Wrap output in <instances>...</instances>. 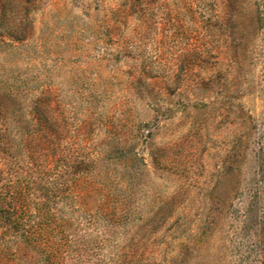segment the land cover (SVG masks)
<instances>
[{"label": "rangeland", "instance_id": "obj_1", "mask_svg": "<svg viewBox=\"0 0 264 264\" xmlns=\"http://www.w3.org/2000/svg\"><path fill=\"white\" fill-rule=\"evenodd\" d=\"M43 156L61 264H264V0H0V185L30 224Z\"/></svg>", "mask_w": 264, "mask_h": 264}, {"label": "trees", "instance_id": "obj_2", "mask_svg": "<svg viewBox=\"0 0 264 264\" xmlns=\"http://www.w3.org/2000/svg\"><path fill=\"white\" fill-rule=\"evenodd\" d=\"M43 158L40 165L33 163V171L35 170L36 176L31 181L33 192H39L42 195V203L39 207V209L45 210L43 216L41 215V218L43 217L45 220L42 223L30 224V219L36 217L29 213L28 204L25 203V198L30 193V186L0 185V264H27V258L31 260L32 257H28V254L27 256L20 254V245L41 255L42 259L40 260L43 264H61L57 258L58 250L53 249L50 245L46 219L51 216L50 210L53 204L57 203L55 202L57 191L60 190V195L67 193L66 191L70 193L72 186L69 181H65V183H60L62 188L59 189L57 179L61 177V172L52 170L54 173L50 174L46 169L50 160L47 156H43ZM10 190L12 191L10 192ZM38 217L40 219V216Z\"/></svg>", "mask_w": 264, "mask_h": 264}]
</instances>
